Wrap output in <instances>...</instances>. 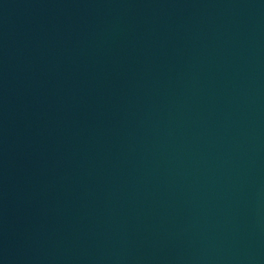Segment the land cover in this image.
Returning <instances> with one entry per match:
<instances>
[{"label": "water", "instance_id": "obj_1", "mask_svg": "<svg viewBox=\"0 0 264 264\" xmlns=\"http://www.w3.org/2000/svg\"><path fill=\"white\" fill-rule=\"evenodd\" d=\"M0 264H264V0H0Z\"/></svg>", "mask_w": 264, "mask_h": 264}]
</instances>
